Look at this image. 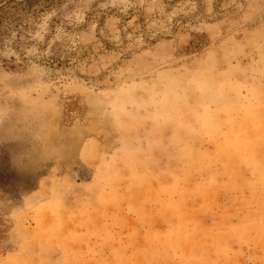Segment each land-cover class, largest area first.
Listing matches in <instances>:
<instances>
[{"label":"rangeland","instance_id":"374dc122","mask_svg":"<svg viewBox=\"0 0 264 264\" xmlns=\"http://www.w3.org/2000/svg\"><path fill=\"white\" fill-rule=\"evenodd\" d=\"M0 264H264V0H0Z\"/></svg>","mask_w":264,"mask_h":264}]
</instances>
